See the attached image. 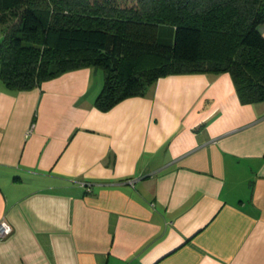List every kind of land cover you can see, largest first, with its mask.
I'll return each instance as SVG.
<instances>
[{
	"label": "crops",
	"instance_id": "0c3cea01",
	"mask_svg": "<svg viewBox=\"0 0 264 264\" xmlns=\"http://www.w3.org/2000/svg\"><path fill=\"white\" fill-rule=\"evenodd\" d=\"M97 69L0 79V264H264V101L199 72L103 111Z\"/></svg>",
	"mask_w": 264,
	"mask_h": 264
},
{
	"label": "trees",
	"instance_id": "16d2710c",
	"mask_svg": "<svg viewBox=\"0 0 264 264\" xmlns=\"http://www.w3.org/2000/svg\"><path fill=\"white\" fill-rule=\"evenodd\" d=\"M264 0H0V79L29 90L100 67V110L169 74L227 72L264 101Z\"/></svg>",
	"mask_w": 264,
	"mask_h": 264
},
{
	"label": "built area",
	"instance_id": "2783aa9c",
	"mask_svg": "<svg viewBox=\"0 0 264 264\" xmlns=\"http://www.w3.org/2000/svg\"><path fill=\"white\" fill-rule=\"evenodd\" d=\"M30 131L31 130L29 129L28 132ZM11 231H12V228L10 224L4 219L0 220V240L4 238L5 236H7L8 234H10Z\"/></svg>",
	"mask_w": 264,
	"mask_h": 264
},
{
	"label": "rangeland",
	"instance_id": "374dc122",
	"mask_svg": "<svg viewBox=\"0 0 264 264\" xmlns=\"http://www.w3.org/2000/svg\"><path fill=\"white\" fill-rule=\"evenodd\" d=\"M97 68H98V69H97V70H98V74L102 76V75H103V71H102V69H101L100 67H97Z\"/></svg>",
	"mask_w": 264,
	"mask_h": 264
}]
</instances>
